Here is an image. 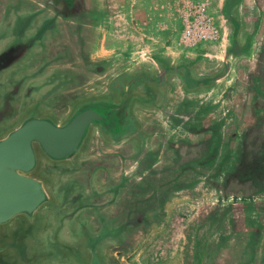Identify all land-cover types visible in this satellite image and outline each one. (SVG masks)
<instances>
[{
	"label": "water",
	"instance_id": "water-1",
	"mask_svg": "<svg viewBox=\"0 0 264 264\" xmlns=\"http://www.w3.org/2000/svg\"><path fill=\"white\" fill-rule=\"evenodd\" d=\"M17 2V12L0 19V93L4 105L16 107L14 127L0 137V264H28L11 226L16 219L33 225L42 215L68 240L56 244L69 252L57 264H191L199 256L202 264H237L251 252L231 248L210 257V245L221 244L214 227L201 245L194 220L173 224L169 217L175 200L168 190L195 186L169 143L186 144L185 127L217 123L219 110L212 114L215 104L199 99L187 106V123L183 96L164 101L162 88L176 75L184 91L196 90L206 82L193 72L198 61L197 71L220 75L232 66L227 55L247 54L234 45L254 42L250 24L231 18L230 0L212 11L221 32L214 51L179 47L171 37L122 35L113 0ZM223 95L219 107L232 110L223 117L237 125L241 93ZM124 173L130 178L118 179ZM175 198L186 203L182 193Z\"/></svg>",
	"mask_w": 264,
	"mask_h": 264
},
{
	"label": "crops",
	"instance_id": "crops-1",
	"mask_svg": "<svg viewBox=\"0 0 264 264\" xmlns=\"http://www.w3.org/2000/svg\"><path fill=\"white\" fill-rule=\"evenodd\" d=\"M230 2L233 5L231 18L250 24L251 30L249 34L251 35V40L254 42L247 45L244 40H239V33V45H234V50H240L241 53L247 54H244L242 57H228L227 55L224 58V62L230 61L232 66L228 68L225 66V72L220 75L202 74V69L197 71L196 67H198L199 62L203 59L198 61L193 68V72L199 77V80H206V82L205 86L203 85L196 90L184 91L182 80L176 75L168 77L166 85L162 88L164 101L172 98L175 93L183 96L186 113L184 112L180 117H185V122L187 123L190 119H193V113L188 114V110H186L187 106H192L199 99L200 104L201 101L209 102L211 105L215 104V108L211 110L212 114L219 110V120L217 123L213 122L201 129H195L188 125L185 127L186 144L169 143V146L176 153L179 152L178 157L190 167L192 175L188 179L195 184L194 187L168 190V192H172L171 196H174L171 199L175 200L169 217L171 216L172 222L174 221L173 224L177 220H180L181 223L192 224V220H194L200 232L204 234L200 237L199 243L201 245H206L210 242L209 239L213 236H210L208 229L212 227H214L213 232L219 234L217 237L220 239V243L251 244L257 243L259 239L258 241L264 244V231L261 229L262 227L264 228V193L252 196L247 192L246 188L240 185L238 188L234 187L233 191L231 190V193L228 194L227 199L223 200L224 192L219 186L214 187L208 183V180L213 183L214 180L209 176H214L215 173H218V176H216L218 184L222 183V176L224 174H232L231 178L238 179L239 165L233 168L234 147H228L229 144L225 145L224 140L226 137H230L231 134L236 143L235 147L237 151L242 149L245 152L246 148L241 146L240 136L244 132L246 134L252 132L255 126H260L258 120H254L259 115L264 116V101L260 92V89L264 86V79L254 76L264 60V11L258 9V1L256 2V0H230ZM19 4L25 5L23 1ZM245 4H248L250 7V12L248 13L243 10V5ZM17 6V0H0V19L2 17L6 19V17L15 14ZM2 9L4 11H1ZM231 18L229 16L228 20L230 21ZM247 20H251V23ZM122 35L125 36L124 33ZM219 42L205 45V47L214 51L220 46ZM178 45L179 47H187L180 43ZM224 45V47H220V50H228L230 40ZM187 48L192 49L196 47ZM245 58L248 60H245ZM218 66L223 67L224 65L220 63ZM231 82H233L234 87H229ZM231 88L233 91L238 90L241 93L242 101L244 102L240 115L234 114L237 116V125H235L234 118L230 116L229 118L223 117L226 113H231L230 107L222 108V105L219 107L221 98H224L223 92ZM224 102L225 104H229V102L226 103V99L222 101V104ZM199 135L201 136L199 137ZM215 147L217 148L216 152H214ZM219 149H225L227 156L225 161H222L224 155L221 157V150ZM203 151L206 152V155L203 154ZM210 167H212L214 172H205L204 169H209ZM122 177L126 179L130 178L127 173L120 175L118 179ZM176 192L186 195L185 204L177 203L175 198ZM233 192L237 193L234 194ZM177 205L178 209H176ZM210 220L211 225H209ZM244 237L246 238L242 240L241 238Z\"/></svg>",
	"mask_w": 264,
	"mask_h": 264
},
{
	"label": "rangeland",
	"instance_id": "rangeland-1",
	"mask_svg": "<svg viewBox=\"0 0 264 264\" xmlns=\"http://www.w3.org/2000/svg\"><path fill=\"white\" fill-rule=\"evenodd\" d=\"M217 1L219 0H113L112 5L118 13V20H116L118 22V26L126 37H171L175 38L177 41L185 12H187L189 8L193 7V5L203 3L207 6L208 12L212 16V11L216 6H218ZM257 1L258 9L264 11V0H256V2ZM177 43L179 42L177 41ZM24 98H26L25 101L27 102L31 100V97L29 96H24ZM6 103L7 104L4 105V99L0 93V106H3L0 108L1 112H3V115H0V137L4 136L14 127L15 124V122L12 121V116L14 112H16V107L8 100ZM24 112L20 111L18 115L19 118L21 114H24ZM200 136L201 135H199V137ZM224 141L225 145L229 144L228 147H234L233 150H236V143L231 134L230 137H226ZM216 150L217 148L214 152H216ZM219 150H221V157L224 155L222 157V161H225L227 158L225 149ZM204 170L205 172H214L212 167L209 169L205 168ZM49 217L48 215H42L40 218L38 217L37 221L33 225H28L21 219H16L12 223V236L19 248L23 250V254L25 256L23 261L28 264H57V261L67 263L64 258L69 252L65 250L64 252H61L60 248H58L56 244L63 241V244H67L66 242H68V240L60 239L59 236L61 228L55 227L56 223L53 220L49 222ZM261 229L264 231L263 227ZM245 238L246 237L241 239L243 240ZM221 244L217 246L210 245L213 249L208 252L210 257H213L211 255H218L222 258L230 251L231 248L232 250L235 248V252L246 253L249 247L251 252L247 254H250L253 259L247 261L249 256L245 254V257L240 256L237 264H252L253 260L256 261V263L264 262L263 243H252L249 245H244V243H235L231 244L232 247L227 244ZM198 253L201 254L200 252ZM182 264H186L184 260L182 261ZM191 264H202L200 256L197 261L193 259Z\"/></svg>",
	"mask_w": 264,
	"mask_h": 264
},
{
	"label": "flooded vegetation",
	"instance_id": "flooded-vegetation-1",
	"mask_svg": "<svg viewBox=\"0 0 264 264\" xmlns=\"http://www.w3.org/2000/svg\"><path fill=\"white\" fill-rule=\"evenodd\" d=\"M254 76L264 79V60ZM263 87L260 89V92L264 101ZM256 120H258L260 126H255L252 132L248 134L244 132L240 136L241 146L246 148L245 152L242 149L240 151L236 149L233 153V168L239 165L238 179L231 178L232 174H224L222 176V183L218 184V180H216L218 173H215L214 176H209L214 181L212 183L208 180V183L214 187L219 186L224 192L223 200L227 199L228 194L231 193V190L233 191L234 187L238 188L240 185L246 188L247 192L252 196L264 193V116L259 115L254 121ZM203 154L206 155V152L203 151ZM233 193L236 194L237 192Z\"/></svg>",
	"mask_w": 264,
	"mask_h": 264
},
{
	"label": "built area",
	"instance_id": "built-area-1",
	"mask_svg": "<svg viewBox=\"0 0 264 264\" xmlns=\"http://www.w3.org/2000/svg\"><path fill=\"white\" fill-rule=\"evenodd\" d=\"M220 29L203 3L189 8L182 19L178 42L187 47H197L219 42Z\"/></svg>",
	"mask_w": 264,
	"mask_h": 264
}]
</instances>
